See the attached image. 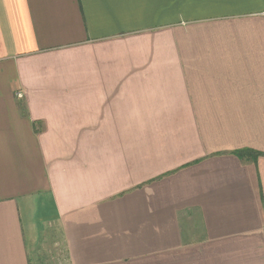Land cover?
<instances>
[{
    "label": "crops",
    "instance_id": "obj_1",
    "mask_svg": "<svg viewBox=\"0 0 264 264\" xmlns=\"http://www.w3.org/2000/svg\"><path fill=\"white\" fill-rule=\"evenodd\" d=\"M0 264H264V0H0Z\"/></svg>",
    "mask_w": 264,
    "mask_h": 264
},
{
    "label": "trees",
    "instance_id": "obj_2",
    "mask_svg": "<svg viewBox=\"0 0 264 264\" xmlns=\"http://www.w3.org/2000/svg\"><path fill=\"white\" fill-rule=\"evenodd\" d=\"M236 156H238L240 159H244L247 157H250L252 159H254L256 161V156L253 157V152L249 151V150H242V151H235L233 152ZM257 155H262V154H258Z\"/></svg>",
    "mask_w": 264,
    "mask_h": 264
},
{
    "label": "rangeland",
    "instance_id": "obj_3",
    "mask_svg": "<svg viewBox=\"0 0 264 264\" xmlns=\"http://www.w3.org/2000/svg\"><path fill=\"white\" fill-rule=\"evenodd\" d=\"M252 172V171H251ZM56 232H52L49 230V235L53 236Z\"/></svg>",
    "mask_w": 264,
    "mask_h": 264
}]
</instances>
